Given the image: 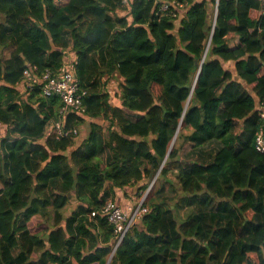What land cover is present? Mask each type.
Here are the masks:
<instances>
[{
    "label": "trees",
    "instance_id": "16d2710c",
    "mask_svg": "<svg viewBox=\"0 0 264 264\" xmlns=\"http://www.w3.org/2000/svg\"><path fill=\"white\" fill-rule=\"evenodd\" d=\"M163 1L185 10L162 13ZM68 47L86 96L65 128L90 122L77 147L45 138L60 99L16 90L29 66L57 71ZM259 98L264 0H0V264H264ZM181 139L194 145L184 169ZM152 182L159 197L179 192L185 218L148 197L150 213L113 254V227L91 214L115 188L139 186L140 199Z\"/></svg>",
    "mask_w": 264,
    "mask_h": 264
},
{
    "label": "built area",
    "instance_id": "2783aa9c",
    "mask_svg": "<svg viewBox=\"0 0 264 264\" xmlns=\"http://www.w3.org/2000/svg\"><path fill=\"white\" fill-rule=\"evenodd\" d=\"M185 10V4L176 1L161 2L160 11L168 13L172 16L179 17ZM217 8H215V16L213 24L216 23ZM238 41H234L232 46H236ZM210 43L205 52L206 58ZM79 57L77 52L68 47L63 50L62 65L57 71L46 69L40 71L37 66L27 67L23 71L21 81L16 85L21 99H25L34 92H39L40 96L49 98H58L63 104L61 109V121L51 122L46 129L45 138L54 135L56 140L66 138L78 139L80 130L77 128L66 129L68 113L82 114L85 111L84 98L86 92L81 89L79 77L77 74ZM112 92V89L111 91ZM112 94V93H111ZM255 113L258 115L262 124L256 133L255 149L257 152L264 154V99H258ZM154 182L149 186L146 195L150 192ZM150 208L144 205V200L137 205L129 207L121 206L115 199H108L101 206L99 211L93 212L91 218L101 217L106 220L114 229L115 246L113 254L121 245L129 231L144 218V214H149Z\"/></svg>",
    "mask_w": 264,
    "mask_h": 264
},
{
    "label": "crops",
    "instance_id": "0c3cea01",
    "mask_svg": "<svg viewBox=\"0 0 264 264\" xmlns=\"http://www.w3.org/2000/svg\"><path fill=\"white\" fill-rule=\"evenodd\" d=\"M129 8V7H128ZM13 51V48L8 49L5 51L4 53V58L5 59H9L11 56V53ZM227 68L228 70H230L232 73H236L235 67L231 62H226ZM114 89V88H113ZM118 91V87L116 88ZM17 92H18V88H16ZM115 101H113L114 103ZM115 104V103H114ZM102 121H97V123H99L102 126H107V121H105L104 119H101ZM90 127V122L84 123L83 125L80 126V136L77 139L76 143L80 146L82 144V142L86 139V137L88 136V128ZM192 131V128H187L184 130V136L190 135ZM183 138V137H182ZM194 145L192 143H187L184 142L183 139L180 140V143L178 145V152H179V168L184 169L185 167H188V163H185V158L188 157V155H190L193 152ZM106 159H108V155H104L102 157L103 162H106ZM168 181L171 183H175V179L172 178V175H169L168 177ZM166 183V181H164ZM152 184V183H151ZM176 184V183H175ZM138 188L139 186H134V187H129V188H115L113 191V198L123 207H129L131 205H137L138 203H140L141 201H145V199L148 197V195L145 196V198L143 199V197L141 199H138ZM150 188V187H149ZM173 187L172 185H168V187L166 188V193L163 194V196L159 197L157 194H154L153 196L149 197V200L151 201H155L156 203L153 204H158L160 206H162L164 209H169L171 208L172 210L176 211V216L178 215V220L179 222H181L184 218L185 215L187 214V209L184 207L183 209H181V204H179V192L176 190L175 192H173ZM148 191V190H147ZM147 191L145 193H147ZM144 193V194H145ZM143 194V196H144ZM167 199L169 200H173L172 203L164 204L165 200L167 201ZM141 200V201H140ZM150 204L146 205L148 208H150ZM79 204L76 202L71 203L68 207H66L65 209V216L68 217L71 215L72 212H75L78 208ZM179 213V214H178ZM49 219L46 220V222H48L50 225L53 226L54 223V215L55 212L52 209H49ZM42 216H44L41 213ZM38 216L39 219L43 220L42 216ZM90 222H92V220H90ZM94 232H96V230H94ZM97 234H99V232H97ZM101 237V236H100ZM96 246V244L93 245H89V249L92 250L94 247ZM43 253V248H39V254Z\"/></svg>",
    "mask_w": 264,
    "mask_h": 264
},
{
    "label": "rangeland",
    "instance_id": "374dc122",
    "mask_svg": "<svg viewBox=\"0 0 264 264\" xmlns=\"http://www.w3.org/2000/svg\"><path fill=\"white\" fill-rule=\"evenodd\" d=\"M212 11H213V10H212ZM128 12H129L128 9H126L125 11H119V12H118V16H126V15L128 14ZM117 86H118V84H115V85H114V89H116ZM111 89H112V88H111ZM250 91H252V90L250 89ZM107 125H108V124H107ZM80 131H81V129H80ZM0 133L2 134V136H5V127H4V126H1V127H0ZM76 141H77V139H76L74 142H75L76 145H78V144L76 143ZM172 178L175 179L174 175H172ZM154 180H155V179H154ZM168 182H169V181H168ZM162 183H163V181L161 180L160 183H159V186H158L159 189L163 186ZM150 191H151V190H150ZM147 195H148V197L153 196V195H154V190H153L152 193L149 192ZM145 196H146V193L144 194L143 199L145 198ZM148 197H147V198H148ZM147 198H146V199H147ZM140 199H141V198H140ZM143 199H141V200H143ZM146 199H145V200H146ZM141 200H140V201H141ZM172 202H173V200H169V199H167V202H166V203H167V204H170V203H172ZM150 203H151V202H150ZM152 203H156V202H155V201H152Z\"/></svg>",
    "mask_w": 264,
    "mask_h": 264
},
{
    "label": "bare ground",
    "instance_id": "6f19581e",
    "mask_svg": "<svg viewBox=\"0 0 264 264\" xmlns=\"http://www.w3.org/2000/svg\"><path fill=\"white\" fill-rule=\"evenodd\" d=\"M146 215H148V214H144L143 216L145 217Z\"/></svg>",
    "mask_w": 264,
    "mask_h": 264
},
{
    "label": "water",
    "instance_id": "95a60500",
    "mask_svg": "<svg viewBox=\"0 0 264 264\" xmlns=\"http://www.w3.org/2000/svg\"><path fill=\"white\" fill-rule=\"evenodd\" d=\"M202 69V66L200 67V70Z\"/></svg>",
    "mask_w": 264,
    "mask_h": 264
}]
</instances>
